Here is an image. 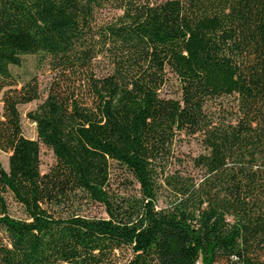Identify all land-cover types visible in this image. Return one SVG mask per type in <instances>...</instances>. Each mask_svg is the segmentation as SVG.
Masks as SVG:
<instances>
[{"label":"trees","instance_id":"obj_1","mask_svg":"<svg viewBox=\"0 0 264 264\" xmlns=\"http://www.w3.org/2000/svg\"><path fill=\"white\" fill-rule=\"evenodd\" d=\"M0 94V264H264V0H0Z\"/></svg>","mask_w":264,"mask_h":264},{"label":"rangeland","instance_id":"obj_2","mask_svg":"<svg viewBox=\"0 0 264 264\" xmlns=\"http://www.w3.org/2000/svg\"><path fill=\"white\" fill-rule=\"evenodd\" d=\"M12 73L16 76L19 84L21 86L24 82L30 80L33 77H36L39 81L40 88L42 91V97L47 95L48 88L51 83L56 78L57 72L52 69L50 61L48 58H45L41 55H26L23 57V62L21 66H13L11 67ZM41 100H35L29 103H25L20 105L19 110L22 118V126L23 132L27 137L36 138V125L34 122L28 119L27 113L28 111L34 109ZM3 113V102H2V94H0V117ZM199 152L198 145L193 140L186 139L181 149L178 151V156L181 158L188 157L189 155H195ZM8 152L2 151L0 149V161L2 164L7 167L8 166ZM41 170L42 172H47L54 165L56 159L53 154V151L48 147L42 145L41 146ZM126 173L122 171L115 170L113 173V186L119 187L121 186V180L123 175ZM117 188V189H119ZM11 209L14 214L17 216H21L22 212L19 206L15 201L10 199ZM82 214L89 216H106V212L104 207L96 202L84 201L81 205H78ZM200 264H203L200 262Z\"/></svg>","mask_w":264,"mask_h":264}]
</instances>
